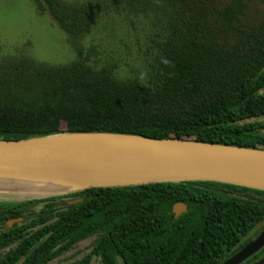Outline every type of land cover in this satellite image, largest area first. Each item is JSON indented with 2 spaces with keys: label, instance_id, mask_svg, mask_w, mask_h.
<instances>
[{
  "label": "trees",
  "instance_id": "16d2710c",
  "mask_svg": "<svg viewBox=\"0 0 264 264\" xmlns=\"http://www.w3.org/2000/svg\"><path fill=\"white\" fill-rule=\"evenodd\" d=\"M33 1L65 32L76 57L54 66L3 61L0 138L111 131L264 147V123L247 121L264 116V0ZM104 10L152 14L154 53L139 77L122 79L83 55L80 39ZM35 197L0 201L3 221L54 200V221L28 247L20 228L0 233V264L26 254L19 264H46L92 234L91 253L72 264H89L93 254L102 264H221L264 217V190L215 181ZM181 202L189 209L175 216Z\"/></svg>",
  "mask_w": 264,
  "mask_h": 264
},
{
  "label": "water",
  "instance_id": "95a60500",
  "mask_svg": "<svg viewBox=\"0 0 264 264\" xmlns=\"http://www.w3.org/2000/svg\"><path fill=\"white\" fill-rule=\"evenodd\" d=\"M198 180L264 190V147L111 131L0 138V182L50 185L44 195L0 187V193L12 190L18 197ZM188 209L181 202L171 210L178 216ZM263 244L264 229L221 264H239ZM254 264H264V259Z\"/></svg>",
  "mask_w": 264,
  "mask_h": 264
},
{
  "label": "rangeland",
  "instance_id": "374dc122",
  "mask_svg": "<svg viewBox=\"0 0 264 264\" xmlns=\"http://www.w3.org/2000/svg\"><path fill=\"white\" fill-rule=\"evenodd\" d=\"M261 7L259 5L262 10ZM259 8L253 10L259 12ZM237 19L234 24H237ZM153 20L151 13L132 15L125 11L104 10L91 31L80 39L83 55H89L88 62L97 68L113 66L114 74L122 79L137 78L151 63L154 53L156 29ZM22 57L40 65L54 66L70 63L76 53L65 32L47 12L40 13L33 0H0V68L5 66L2 64L4 60ZM247 121L264 123V116ZM61 128H65L64 122ZM261 132L264 133V128ZM16 194L12 190L0 193V201L28 198ZM8 196L15 197L8 199ZM89 241L90 238L79 241L51 264H67L75 260L82 255ZM91 264L97 262L92 261Z\"/></svg>",
  "mask_w": 264,
  "mask_h": 264
},
{
  "label": "flooded vegetation",
  "instance_id": "af4514ba",
  "mask_svg": "<svg viewBox=\"0 0 264 264\" xmlns=\"http://www.w3.org/2000/svg\"><path fill=\"white\" fill-rule=\"evenodd\" d=\"M35 198H39V197H35ZM42 209H47L48 211L42 212ZM52 221H54V200H43V201H39L37 204H34V205L24 206L22 209V213L19 215L10 216L4 219L3 221H0V233L6 231L7 229L20 228V231H21L20 240L24 241L25 243L24 247L25 246L28 247L30 243V239L33 238L35 233H39L41 230L47 229V227L52 224ZM256 228L257 230L251 231L245 236V239H244L245 242L240 247L236 248L234 252H232L228 257H230L231 255L239 251L247 242L253 240L264 229V217L262 218L260 222L256 224ZM96 237H97L96 234H92L86 237L85 239L90 238L87 248L83 251L81 256H79L75 260L70 261L67 264H72L73 262H75L76 260H79L84 255L90 254L92 250V245ZM42 239L43 237L39 238L38 241L40 242L42 241ZM39 242H37V244ZM34 247H36V244L34 245ZM34 247L33 248L31 247V249L33 250ZM71 249H68L65 252ZM52 252L54 253V247L52 248ZM65 252H63L62 254L58 255L55 258L54 257L51 258L50 260L46 262V264H51L52 262H54L55 259H58ZM26 255L22 256L21 260H19L17 264L22 262L25 259ZM262 259H264V244L258 250L254 251L249 256H247L239 264H254ZM92 261H96L97 264H102L100 256L96 254L92 255V257L90 258L89 264H91Z\"/></svg>",
  "mask_w": 264,
  "mask_h": 264
},
{
  "label": "bare ground",
  "instance_id": "6f19581e",
  "mask_svg": "<svg viewBox=\"0 0 264 264\" xmlns=\"http://www.w3.org/2000/svg\"><path fill=\"white\" fill-rule=\"evenodd\" d=\"M49 186L47 184H28V183H8V182H0V187L20 189L24 191H29L30 195H44L47 194L42 190L49 191ZM15 197V196H14Z\"/></svg>",
  "mask_w": 264,
  "mask_h": 264
}]
</instances>
